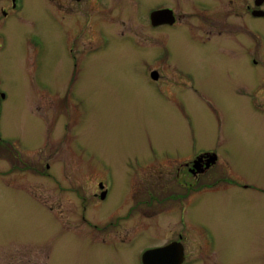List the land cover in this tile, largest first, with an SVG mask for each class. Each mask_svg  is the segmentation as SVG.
<instances>
[{
    "label": "rangeland",
    "instance_id": "rangeland-1",
    "mask_svg": "<svg viewBox=\"0 0 264 264\" xmlns=\"http://www.w3.org/2000/svg\"><path fill=\"white\" fill-rule=\"evenodd\" d=\"M35 11L30 3L22 17L34 25L18 23L16 30L9 29L8 43L0 54L4 132L16 137V144L27 145L24 149L41 145L33 156L35 171L16 172V196L0 190V251L16 253L9 259L2 257V263L30 260L29 264H46L50 254L49 264H136L140 246L166 242L145 235L135 246L111 245L62 235L49 222V206L55 216L60 217L62 211L72 218L79 204L52 184L61 183L65 166L71 173L80 167L85 172L90 163L108 175L135 157L183 151L175 143L192 136L197 148H215L246 182L264 189L263 103L257 110L236 94L239 86L253 81L246 64L200 62L191 57L194 52L181 48L174 52L180 57L177 66L192 73L182 80H165L159 85L147 81L139 61L122 65L103 61L98 67L84 63L77 78L70 80L72 64L61 58L56 34L57 44L52 41L50 25ZM248 22L257 30L256 73L264 90V19H245ZM30 30L49 42L44 62L31 63L22 46H16V38L22 39V33ZM247 37L246 32L245 41ZM190 85L197 90L195 96L190 94ZM47 161L53 164V180L44 168ZM106 204L95 209L96 216L108 214ZM193 218L189 219L191 230L206 238L198 264H264V191L202 200ZM92 220L105 225L106 219ZM154 229L163 232L165 221ZM175 229L181 231L178 226ZM197 243L189 240L190 250Z\"/></svg>",
    "mask_w": 264,
    "mask_h": 264
},
{
    "label": "flooded vegetation",
    "instance_id": "flooded-vegetation-1",
    "mask_svg": "<svg viewBox=\"0 0 264 264\" xmlns=\"http://www.w3.org/2000/svg\"><path fill=\"white\" fill-rule=\"evenodd\" d=\"M30 3L50 25L52 41L59 42L61 58L72 64L70 80L77 78L84 63L98 67L103 61L121 65L139 61L147 81L158 85L165 80H182L192 77L191 72L177 66L180 57L174 52L182 48L198 53L191 57L199 61L238 67L246 64L253 81L239 86L236 94L245 97L251 108L258 110L262 103L264 108V90L259 87L256 73L257 30L249 22L245 24V19H264V0H0V54L8 43L9 29L16 30L18 23L34 25L31 19L22 17ZM246 32L247 41L243 38ZM25 33L22 39L16 38V46H22L31 63L47 60L45 49L49 42L34 31ZM188 88L191 95L197 94L193 85ZM1 92L0 86V190L16 196V172L35 171L33 156L41 145L24 149L27 145L16 144V137L4 132ZM195 139L190 136L178 140L175 144L183 151L129 159L125 168L109 171L108 175L90 163L85 172L81 167L76 173L62 167L61 183L52 184L70 193L69 197L72 195L79 204L72 218L62 211L60 217L55 216L49 206V222L62 235L97 243L135 246L138 238L145 235L156 241L166 239L164 243L140 246L136 264H198L203 260L206 238L191 230L189 219H194L199 203L223 194L234 196L264 189L246 182L228 157L219 155L215 148H197ZM52 165L44 163L51 179ZM105 204L108 214L96 216L95 209ZM92 219H106L105 225ZM162 221L165 230L157 232L154 227ZM176 226L181 231H176ZM189 240H199V246L197 243L196 249L190 250ZM169 245L172 248L168 252L157 251ZM12 254L16 255L1 250L0 264H4L2 257L9 259ZM45 259L49 264L50 254ZM29 262L18 260L17 264Z\"/></svg>",
    "mask_w": 264,
    "mask_h": 264
},
{
    "label": "water",
    "instance_id": "water-1",
    "mask_svg": "<svg viewBox=\"0 0 264 264\" xmlns=\"http://www.w3.org/2000/svg\"><path fill=\"white\" fill-rule=\"evenodd\" d=\"M172 248V246H166V247H164V248H161L160 250H157V251H160V252H162V254L163 253H166V252H168L170 249ZM152 253H149V255H151ZM148 255V256H149Z\"/></svg>",
    "mask_w": 264,
    "mask_h": 264
}]
</instances>
